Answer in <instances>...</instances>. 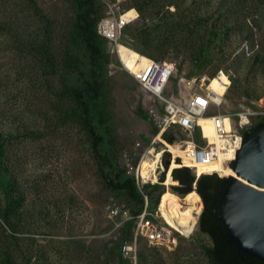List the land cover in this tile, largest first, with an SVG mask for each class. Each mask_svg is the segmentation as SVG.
I'll use <instances>...</instances> for the list:
<instances>
[{"label": "rangeland", "instance_id": "obj_1", "mask_svg": "<svg viewBox=\"0 0 264 264\" xmlns=\"http://www.w3.org/2000/svg\"><path fill=\"white\" fill-rule=\"evenodd\" d=\"M73 1L0 0V264H208L212 242L199 227L171 248L138 240L132 258L122 254L119 244L133 236L132 228L123 217H110V205L130 214L139 205L129 191L110 189L107 178L128 176L123 155L137 142L142 153L152 150L151 110L161 106L116 68L108 43L95 84L91 57L74 34ZM90 1L85 8L102 19L108 0ZM148 1L142 15L135 0H126L141 16L125 29L133 46L120 47L127 66L135 71L148 58L173 61L169 88L175 90L182 79L218 74L209 88L223 100L221 109L258 113L257 123L264 116V0ZM134 16L132 10L126 18ZM222 25L229 32L211 39ZM146 27L154 29L147 49L140 43ZM91 85L101 86L95 98L86 91ZM201 125L206 134L208 124ZM175 132L177 141L187 138ZM164 175L163 186L170 184ZM166 190L155 191L153 201Z\"/></svg>", "mask_w": 264, "mask_h": 264}, {"label": "built area", "instance_id": "obj_2", "mask_svg": "<svg viewBox=\"0 0 264 264\" xmlns=\"http://www.w3.org/2000/svg\"><path fill=\"white\" fill-rule=\"evenodd\" d=\"M106 5L107 12L98 24V34L108 42L109 52L116 59V68L128 73L161 106V111L157 109L151 110V118L157 129L156 135L158 134L163 140L167 139V142L174 146L183 147L184 150H188V147L191 146L192 148L187 153L200 164L209 165L219 159L220 156H223L226 158L225 165L233 168V162L236 160L238 151L245 141V132L256 124L252 120L259 114L249 110H241L233 114L225 113L221 109L223 100L218 101L217 94L209 88L210 80L214 77L207 78L204 76L189 81L182 79L180 81L181 87L178 86L177 90L169 88V83L176 70V63L173 61H156L148 58L149 60L136 68L135 71L131 69L127 66L120 47L133 49L125 41V29L128 26L137 24L141 20V16L135 8L126 4V0H108ZM132 10L136 11V16L126 18V15ZM138 54L141 55L139 52ZM199 81L200 84L193 90V86ZM199 117H204L210 120L211 123L213 122L214 131L221 139V145L218 141L210 143L204 137L203 128L198 123ZM227 118L230 120L231 125L229 130L226 128L225 123ZM175 131L186 134L187 138L177 141ZM160 142H157L154 136L149 146L155 151V145L161 144V149L163 150L164 144ZM142 149V143L137 142L133 151L123 155V160H125L126 174L135 180L138 189L144 197L143 209L140 212L130 214L127 209H120L116 204L110 205L109 208L111 218L123 217L122 220L126 223H133V236L121 243V252L128 258H132L136 254L138 240H145L150 245L171 248L175 245L177 237H191L198 227L199 219L204 209V203L201 198L199 202L202 207L201 212L197 213V211H194L193 213L197 224L194 225L192 232L188 236L168 224L159 210V203L154 212H152L150 210V194L147 192V186L158 184L163 189L164 187L173 189V187H178L180 184L178 182L177 185L163 186L164 169L162 170L161 166L160 169L157 168L159 173L158 181L156 183L152 181L145 182L140 174V164L146 153H151L152 150L142 153ZM164 155L170 160L171 157L173 159V154L166 152L162 155L160 164L166 165L167 160H163ZM229 155H232V158H228ZM175 161L180 166L173 169L172 174L177 169H184V167H181L182 159L176 158ZM191 173L195 180L188 193L195 191L199 194L197 181L200 177L193 169H191Z\"/></svg>", "mask_w": 264, "mask_h": 264}, {"label": "trees", "instance_id": "obj_3", "mask_svg": "<svg viewBox=\"0 0 264 264\" xmlns=\"http://www.w3.org/2000/svg\"><path fill=\"white\" fill-rule=\"evenodd\" d=\"M73 2L76 12L75 25L73 27L74 34H76L77 36L79 45H81L85 49V54H87L88 57H91V71L93 69V72L95 73L94 77L97 80L95 84H100V75L102 73L103 66L106 61V53L104 52V46H107L108 43L102 36L98 34L97 27L101 19L100 16L98 17L97 15H92L91 11L85 8L86 2H88L89 5L94 4L90 0H74ZM134 3L142 15L146 13V8L150 7V1L148 0H135ZM185 18L186 16H179L180 22L184 21ZM229 30L230 29L227 26L223 25L219 28L214 27L211 30V39H221L222 33H228ZM149 31H154L153 27H146L141 32L143 40H141L140 43L146 49L148 43L150 42L147 37V33ZM145 56L148 55L145 54ZM215 76L216 74L214 75V77ZM94 87V85H91L88 89H86V91L90 94L92 98H95L94 96L97 97L98 91L101 88V86H99L94 91ZM83 105L85 109L86 105ZM86 110L87 114H89V117H91V113L88 112L87 108ZM262 128H264V116L261 117L260 120L249 131L245 132V140L250 137L252 131L260 130ZM179 166L180 165L176 163L174 169ZM181 167L184 166L181 165ZM216 174L218 173H215L214 175L204 174L197 181V191L204 203V209L201 213L198 227L200 232L208 235L212 242L211 246L205 249V255L208 259V264H264V261H261L258 258H254L244 253L242 250L237 249L236 246H234L228 240L221 221L215 217V214L218 211L219 201L223 190L229 183V178H220L224 176L219 175L220 177H217ZM194 180L195 177L193 176L189 168L177 169L171 175L170 186L177 185V182H179L180 186L173 187V190L184 197L188 193ZM107 186L110 189H120L129 191L131 199L135 201L137 205H139V209L137 212H140L143 209L144 197L138 189L133 178L125 176L122 173L117 174L115 178H107ZM149 186H147V188H149L150 190V200H152L150 203L151 210H154L158 205L159 198L153 201V194L161 186L158 184ZM126 224L129 225L127 226L129 229L133 227L132 222H128ZM119 248L121 249V244H119Z\"/></svg>", "mask_w": 264, "mask_h": 264}, {"label": "water", "instance_id": "obj_4", "mask_svg": "<svg viewBox=\"0 0 264 264\" xmlns=\"http://www.w3.org/2000/svg\"><path fill=\"white\" fill-rule=\"evenodd\" d=\"M233 170L237 176L229 177L215 217L237 249L264 261V128L244 141Z\"/></svg>", "mask_w": 264, "mask_h": 264}, {"label": "bare ground", "instance_id": "obj_5", "mask_svg": "<svg viewBox=\"0 0 264 264\" xmlns=\"http://www.w3.org/2000/svg\"><path fill=\"white\" fill-rule=\"evenodd\" d=\"M210 90L213 91V89ZM198 123L200 125L201 123H207L208 129L206 134L204 132V126L201 125L203 128L204 137L207 138L210 143L218 141V143L221 145V139L216 135L214 131L213 122L211 123L210 120L204 117H199ZM225 123L226 128L228 130L231 129L230 120L228 118L225 119ZM155 140L157 142H160L161 140L164 146L161 152L152 150L151 153H149L152 154L151 157L146 156L143 161H141L140 174L142 175V178L145 180V182L152 181L156 183L158 181L159 173L157 172V168L160 169V166L162 170L164 169L163 174H170L168 176V180H170L172 171L176 164V158L182 159L181 165H183L185 168L193 169L199 177L204 174L214 175L215 173H218L216 174L218 176H224H219L220 178L237 176L233 168L225 165L226 158H224L223 156H220L219 159L215 160L209 165H203L193 160V158L187 153V151L192 148L191 146L188 147V150H184L181 146H174L164 141L158 134L155 136ZM166 152L173 154V159L171 157L168 169H166L165 164H160L161 157ZM228 158H232V155H229ZM165 186L169 187L170 184L165 183ZM200 199L201 197L195 191H190L184 197L180 198L169 188L162 194L160 198L159 210L172 228L179 230L182 232V234L188 236L192 232L194 225L197 224L196 218L193 215L194 211H197V213H199L202 209V207L199 205Z\"/></svg>", "mask_w": 264, "mask_h": 264}]
</instances>
